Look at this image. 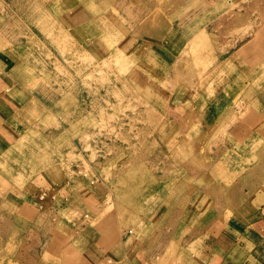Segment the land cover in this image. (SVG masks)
Instances as JSON below:
<instances>
[{
	"label": "rangeland",
	"instance_id": "374dc122",
	"mask_svg": "<svg viewBox=\"0 0 264 264\" xmlns=\"http://www.w3.org/2000/svg\"><path fill=\"white\" fill-rule=\"evenodd\" d=\"M66 11L71 14L65 17ZM107 18L99 26L103 33L96 57L91 22ZM263 34L264 0H0V88L17 84L23 90L18 100L44 89L57 104L54 115L22 131L5 156L1 198L10 191L26 198L18 212L0 210V264H143L123 262L120 240L112 258L103 242L91 239L93 233L89 238V228L105 227L107 221L123 227V234L139 229L142 246L134 236L128 249L137 246L146 254L157 218H176L186 208L188 221L207 213L218 194L216 182L207 183L211 189L204 193L202 177L188 175L194 166L188 160L209 165L229 140L241 102L228 101L224 111H190L185 97L171 101L164 78L158 77L191 52L228 55ZM123 35L131 37L123 43L133 44L125 51ZM143 37L152 45L175 40L163 66L154 65L153 56L138 62ZM147 46L145 51L154 50ZM174 104L180 110H173ZM170 139L186 142L181 146ZM253 147L264 148L260 141ZM228 151L231 165L234 153ZM73 175L92 191L97 186L94 217L86 212L91 209L87 191L48 190L47 181L57 188V181ZM186 177L193 192L181 194L183 185L175 183L185 184ZM253 181L264 186V174ZM178 194V204L172 205ZM75 239L83 240L82 246ZM88 243L91 252L92 244L98 250L89 259L81 254ZM162 258L149 262L165 264Z\"/></svg>",
	"mask_w": 264,
	"mask_h": 264
},
{
	"label": "crops",
	"instance_id": "0c3cea01",
	"mask_svg": "<svg viewBox=\"0 0 264 264\" xmlns=\"http://www.w3.org/2000/svg\"><path fill=\"white\" fill-rule=\"evenodd\" d=\"M51 14L54 15V13ZM70 14L71 12L67 13V11L63 13L65 17ZM99 21H101L99 24H96L95 21L91 22V31H89L90 34L93 33V53L96 57L99 53L98 39L103 33L99 26L105 22L108 23L109 19ZM123 37L121 48L125 51L122 43L126 37L128 39L131 37L126 35ZM140 39L142 42L144 41L142 47L151 45L154 50H150L153 52L151 55L150 51H145L150 46L141 47L140 55L137 56L138 62L142 63L147 56H153V64L163 66L165 64L164 57L167 52H170V46L174 44L175 40L170 39L165 44L154 42L152 45L150 42H146L150 40H146L145 37ZM89 40L91 39L89 38ZM136 43L139 45L141 41L136 40ZM188 45L190 49L191 41L189 40L185 47ZM202 51L199 54L191 52V55L189 54L184 59H177V63L173 65L170 63L169 73L161 74L158 78L160 80L164 78L163 85H165L168 95L171 96V101L174 99L177 101L181 96L185 97L186 109L190 111L199 113H210L220 109L224 111L227 110L225 106L228 101L235 103L238 100L239 103L241 102L240 108L235 110L237 112L235 123L228 132L229 140L227 143L224 141V145L217 148V155L212 157L209 165L195 163L194 157L188 160V165L194 164V166L193 172L190 173V170H187L189 172L187 174L189 177L193 176V179L197 175L202 177L200 187L204 193V188L211 189L207 183L216 182L218 194L216 198H212L213 204L216 203V206L212 204L207 209V213L197 216L194 221L193 218H190L189 221L186 219V209L188 208L184 209L185 211L180 210L181 214L176 218L170 217L171 215H165L162 218L156 217L154 223L157 226L151 235L153 240H150L144 247L146 254L143 251L137 252V246L128 249L127 243L133 242L134 236H136L138 246H142V235L139 229L128 228L123 234L121 233L123 227L119 229L117 223V226L113 228L107 221L105 227L98 224L99 228H89V238L93 233L91 239L98 244L103 242V247L106 246V249L104 247L105 253H109V255L114 254L112 252L120 240V255L123 262L139 260L143 264H150L149 261L160 256L163 257L165 264H264V186L253 181L256 177L264 174V167L261 165V160H264V148L254 150L253 147L259 141L264 147V34L255 37L253 35L228 55L226 52L223 54L215 52L211 58ZM202 60H204V66L199 67L198 63ZM183 67L186 70L185 73H182ZM155 70L157 69L155 68ZM232 72L233 75L229 76ZM10 74H12V70ZM22 91L17 84L0 88V181L3 178L2 166L5 156L7 151L13 149L17 137L22 135V131L30 127H37L42 120L54 115L51 109L55 110L57 106L49 98L47 90L28 91L24 99L18 100L17 98L22 95L19 92ZM246 95H249V100L244 99ZM192 107L193 109H189ZM174 108L173 110H180L178 104H174ZM52 121L54 122V120ZM170 126L177 128L178 123L171 121ZM170 142L181 145L186 140L170 139ZM225 144H231V147L229 148ZM179 147L175 146L176 150ZM227 150H231L228 151L229 154L234 153L231 165L230 160H227ZM248 159L252 161L248 162ZM180 160L183 161V158L180 157ZM227 165H230L229 168ZM260 169L261 171H258ZM75 176L57 181L55 183L57 188L51 186V183L47 181L48 190L60 191L61 189L70 193L87 191L88 207L91 209L86 212L93 213L94 217L98 212L96 207L99 206V197L95 191L97 186H93L92 191L91 185L83 186L80 181L76 183L77 178L80 180V177L76 178ZM189 177H186L185 184H181L179 181L175 183L176 187L183 185L180 190L181 194H186L191 189ZM197 190L200 189L197 188L195 192ZM1 194L0 188V210L6 209L10 214L18 212L21 208L22 198H26L25 195H22L24 193L20 194L17 191H10L9 195L4 198H1ZM178 199L179 194L173 199L172 205L178 204ZM176 209L179 211V207ZM132 229L134 231H131ZM75 240L76 245L82 246L83 240ZM89 245L90 243H88L87 249L85 248L81 252V254L84 252L88 259L98 251L97 247L92 244L93 252H91ZM98 248L101 250L100 247Z\"/></svg>",
	"mask_w": 264,
	"mask_h": 264
},
{
	"label": "bare ground",
	"instance_id": "6f19581e",
	"mask_svg": "<svg viewBox=\"0 0 264 264\" xmlns=\"http://www.w3.org/2000/svg\"><path fill=\"white\" fill-rule=\"evenodd\" d=\"M112 23H114V22H112ZM130 46H133V44L128 42V41L126 43H122V47H124V48L130 47Z\"/></svg>",
	"mask_w": 264,
	"mask_h": 264
}]
</instances>
